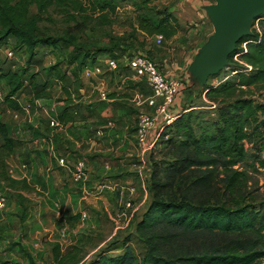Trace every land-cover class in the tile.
Here are the masks:
<instances>
[{"label": "trees", "instance_id": "16d2710c", "mask_svg": "<svg viewBox=\"0 0 264 264\" xmlns=\"http://www.w3.org/2000/svg\"><path fill=\"white\" fill-rule=\"evenodd\" d=\"M160 1L136 3L137 8L148 12L137 20L131 37L109 35V47L93 50L89 45L78 46L74 35L43 32L42 16L54 4L70 3L82 14L91 11L104 24H112L109 16L116 12L117 0H0V47L13 41L15 52L28 54L29 66L41 48L57 52L61 46L74 47L71 63L80 69L96 64L102 55L134 50L135 44L144 50L149 45L155 51L154 38L162 36V42L169 41L182 30L172 12L158 7ZM260 21V32L254 30L244 38L230 57L229 66L235 63V74L201 92L212 112L204 116L206 112L190 106L163 130L161 143L156 144L161 146L160 158L156 148L150 158L147 188L151 199L136 222L135 236H128L120 246L99 253L87 263H82L77 253L63 255L55 245L57 264H264V204L256 203L247 173L240 168L248 161L253 167L264 168V102L256 99L257 93L261 97L264 94V16ZM135 31L149 37L151 45L146 39L139 42ZM246 42L245 52L241 46ZM238 53H242L244 64L234 61ZM61 65L49 67L48 76L65 81L67 74ZM248 67L251 70L247 71ZM27 76L24 70L8 71L1 77L10 88L4 100L8 108L21 111L17 97L28 89L35 100L49 97L48 81L41 83L36 73L29 79ZM194 87L191 82L190 88ZM35 136L41 134L37 131ZM0 142L6 156L16 152L19 142L7 123H0ZM3 178L13 189H30L7 171ZM135 239L141 245L139 253L131 246Z\"/></svg>", "mask_w": 264, "mask_h": 264}, {"label": "rangeland", "instance_id": "374dc122", "mask_svg": "<svg viewBox=\"0 0 264 264\" xmlns=\"http://www.w3.org/2000/svg\"><path fill=\"white\" fill-rule=\"evenodd\" d=\"M202 1L206 4L213 0ZM136 3L140 4L141 0H117L116 12L109 16L112 24H104L100 17L91 14V11L82 14L70 3L62 6L54 4L42 16L40 27L43 32L53 36L74 35L77 38L78 46L89 45L93 50L103 49L110 46L109 35L131 37L134 26H138L137 20L148 12L146 9L137 8ZM167 6L172 7L169 4ZM203 9L201 7L200 11L202 12ZM32 12L36 13V8H33ZM175 15L179 16L176 13ZM85 16L89 18L85 19ZM262 22L259 21L257 28L261 29ZM194 24L193 27L183 24L185 29H182L176 37L161 44L156 43L155 51L160 55L163 54L161 58L164 62L163 66H161V62H159L160 64L154 62L165 74H168L167 71L172 69L175 63L180 64L181 70L178 69L175 73L183 86L179 100L186 101L185 105L181 104L182 109L195 106L197 112H206L204 116H207L212 110L205 95L201 93L202 91H198L195 87L190 88L191 76L188 75L190 64L187 65L188 60L186 62L185 59L194 58V53L208 41L214 33V28L210 22L203 24L198 20L194 21ZM135 35L141 39L139 42L144 41L143 33L135 31ZM148 44L151 45V41ZM135 45L133 50L135 53L146 54L142 46ZM7 47L13 50V41H10ZM7 47H0V91L3 94V100H0V123L5 122L13 128V135L19 144L11 158L4 154L0 142V196L3 195L7 198L6 208L0 210V263L57 264L54 260L55 245L60 246L63 255L77 253L81 257L82 263H87L99 253L120 246L128 236H135L136 222L151 198H59V193H55L54 198H43V192L36 188L28 190L29 193L25 192L29 197L25 198L26 201L18 198V194L14 191L16 189H13L9 182L4 181L3 173L13 170L15 165L21 167L26 162L21 159L20 150L23 149V143L32 142L30 133L33 125L32 128H29L24 124L26 120L23 111H15L6 106L4 100L10 88L6 80L1 77L8 71L21 73L27 70V79L32 73H36L41 83L49 82V88L52 91L50 93L58 97L59 92L65 91L66 88L72 91L77 90L75 78L82 73L79 72L80 68L77 64L71 63L74 47L61 46L57 52L41 48L30 66L27 64L28 54L26 51L15 52V57L10 59L5 54ZM148 56L153 60L150 55ZM166 59H168V63H166ZM59 62L62 63V69L68 74L63 83L57 82L53 75L48 76L47 72L49 67ZM234 65L235 63H232V66H228L230 68L227 67L228 69H224L218 76L210 78L204 89L211 85L215 86L226 76L232 75L235 69ZM26 85L30 88L29 81L26 82ZM20 94L24 103H33L31 102L33 94L30 89ZM256 99L259 102H264V94L261 97L257 93ZM48 108L44 105L34 111L37 112L43 126L46 124L43 114ZM161 137L158 138V144L161 143ZM159 150H161V146L157 145L155 150L157 157L160 155ZM240 168L247 173L249 189L256 198V203L264 204V168L253 167L250 161L243 163ZM33 169L30 167L29 172ZM13 172L12 176L17 178H21L25 173L23 169H15ZM37 174L39 173L37 172ZM9 176L11 175L9 174ZM38 178H40L38 183L40 190H43L42 173L35 178V182L38 181ZM17 189L22 190L21 187ZM141 190L143 191L142 187ZM146 194L148 197L150 196L149 192ZM128 202L133 207L127 208ZM83 213L88 216L85 220L82 219ZM131 246L137 253L141 252V245L137 243L136 239L131 243Z\"/></svg>", "mask_w": 264, "mask_h": 264}, {"label": "crops", "instance_id": "0c3cea01", "mask_svg": "<svg viewBox=\"0 0 264 264\" xmlns=\"http://www.w3.org/2000/svg\"><path fill=\"white\" fill-rule=\"evenodd\" d=\"M168 4L172 7L167 6ZM210 4L212 2L204 4L202 0H162L157 3L160 9L167 8L174 15H179L175 17L181 29H185L183 24L193 27L194 21L198 20L203 24L210 22L205 12V7ZM201 7L204 8L202 12ZM145 39L150 40L144 35ZM151 50V46H145V51ZM197 52L194 53V58ZM133 53V50H128L123 55L115 53L100 56L96 64L79 70L82 74L75 78L77 90L66 88L57 97L50 93L52 91L49 88V97L32 99L29 110L25 109L27 104L20 96L17 97L25 115L24 124L29 128L33 125L30 133L32 142L23 143V149L20 150L21 159L26 161L23 166L13 167V170L23 169L24 175L17 178L12 176L14 172L11 170L8 171L10 177L25 182L29 191L36 188L43 192V198H54L55 193H59V198H149L141 190L140 175L144 174L149 179L150 158L156 146L151 153L144 155L137 145L136 130L138 114L143 109L147 112L153 110L145 105L141 106L136 97L140 96L144 100L151 94V90L145 81L131 78L132 71L128 62ZM149 55L153 61L161 62L163 66V54L152 50ZM194 58H186L187 65ZM110 60L118 61V69L108 67ZM97 68H100V73L94 71ZM88 69L93 71L91 77L86 76ZM178 69L181 70V66L175 63L167 73L176 77L175 71ZM57 82L63 83L60 80ZM179 98L180 95L170 109L175 117L183 111L181 104H186L185 100ZM43 104L49 107L43 114L46 120L44 126L37 112H34L36 108L44 107ZM52 122L58 125L51 126ZM162 122L163 119L159 118L158 126L150 133L149 144L156 141ZM37 131L41 134L40 137L35 136ZM57 158L65 159L70 167L79 160H84L88 170L87 180L74 183L70 169L61 167ZM30 167L34 168L31 172ZM40 172L43 190L38 185L40 178L35 182ZM28 190L14 191L18 198H29L25 194L29 193Z\"/></svg>", "mask_w": 264, "mask_h": 264}, {"label": "built area", "instance_id": "2783aa9c", "mask_svg": "<svg viewBox=\"0 0 264 264\" xmlns=\"http://www.w3.org/2000/svg\"><path fill=\"white\" fill-rule=\"evenodd\" d=\"M261 19H258L254 22L253 28L255 31L260 32L258 27V23ZM158 44H161L163 41L162 36H158L156 39ZM5 47V46H3ZM7 47V46H6ZM241 48L244 51H247V42L244 43ZM5 54L7 58L13 59L15 57V51L11 48L7 47L5 50ZM242 53H238L235 55L234 60L237 62L244 64L241 61ZM240 59V60H239ZM128 66L132 71L131 78L136 81H145L147 86L151 90V94L145 98L144 100L138 96L136 100L140 103L141 106L145 105L146 107L151 108L152 112H147L144 109L138 114L137 117V130H136V140L139 149L142 153L148 154L154 150L156 146V141L161 136L163 130L166 126L170 125L176 117L173 116L170 112L171 106L175 103L177 98L180 95L182 87V82L179 78L170 76L168 74L163 73L158 65L150 59L147 55L143 53L134 54L128 62ZM108 67L112 70L118 69L119 63L116 60L108 61ZM251 67H248L249 71ZM95 72L100 73V68L94 70ZM93 71L91 69L86 70V76L91 77ZM235 74V72L233 73ZM229 76L223 78L217 85L227 80ZM0 100H3V94L0 91ZM31 104H27L25 106L26 110H29ZM159 118L163 119V122L159 128V131L156 136V141L149 144V136L154 128L158 126ZM56 122H52L51 126H57ZM156 143V144H155ZM58 164L61 167L69 168L71 172V178L74 183H81L87 180L88 178V170L87 165L84 160H79L73 167H70L68 162L63 158H57ZM142 182V189L145 193H148L147 184L148 178L144 174L140 175ZM7 198L3 195L0 196V210L6 208ZM127 208L133 207L130 202L126 205ZM87 214H82V219L85 220L87 218ZM1 264V263H0Z\"/></svg>", "mask_w": 264, "mask_h": 264}, {"label": "water", "instance_id": "95a60500", "mask_svg": "<svg viewBox=\"0 0 264 264\" xmlns=\"http://www.w3.org/2000/svg\"><path fill=\"white\" fill-rule=\"evenodd\" d=\"M205 12L214 33L188 68L198 91H203L210 78L229 66L238 44L253 34L254 22L264 16V0H216L205 7Z\"/></svg>", "mask_w": 264, "mask_h": 264}]
</instances>
